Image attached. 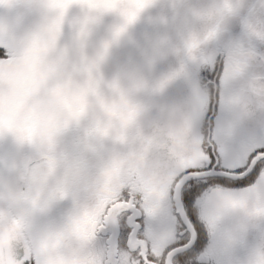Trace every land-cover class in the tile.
<instances>
[{"label": "snow or ice", "instance_id": "snow-or-ice-1", "mask_svg": "<svg viewBox=\"0 0 264 264\" xmlns=\"http://www.w3.org/2000/svg\"><path fill=\"white\" fill-rule=\"evenodd\" d=\"M0 264H264V0H0Z\"/></svg>", "mask_w": 264, "mask_h": 264}, {"label": "rangeland", "instance_id": "rangeland-1", "mask_svg": "<svg viewBox=\"0 0 264 264\" xmlns=\"http://www.w3.org/2000/svg\"><path fill=\"white\" fill-rule=\"evenodd\" d=\"M144 39H145V42H146V43H151L152 40L154 39V37H153L152 35H149V36H146ZM160 40H161V41L164 40V36H163V35L160 36ZM151 52H152V54L155 55V56H161V57H162V56L165 55L164 49H163L162 47H153V48L151 49ZM142 54H143V53H141V55H142ZM135 75H136L135 71L130 72L128 78L131 79V78L134 77Z\"/></svg>", "mask_w": 264, "mask_h": 264}]
</instances>
